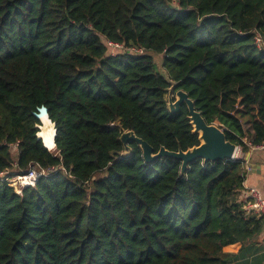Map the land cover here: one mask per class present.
Returning <instances> with one entry per match:
<instances>
[{"label": "trees", "instance_id": "16d2710c", "mask_svg": "<svg viewBox=\"0 0 264 264\" xmlns=\"http://www.w3.org/2000/svg\"><path fill=\"white\" fill-rule=\"evenodd\" d=\"M257 36L264 0H0V171L58 169L21 195L0 181V264L238 260L264 225L240 200L244 160L199 159L183 175L136 143L123 157L120 138L132 131L154 154L200 146L187 106L169 110L174 85L248 155L264 141ZM108 42L144 53L112 55Z\"/></svg>", "mask_w": 264, "mask_h": 264}, {"label": "water", "instance_id": "95a60500", "mask_svg": "<svg viewBox=\"0 0 264 264\" xmlns=\"http://www.w3.org/2000/svg\"><path fill=\"white\" fill-rule=\"evenodd\" d=\"M160 70L162 71V68ZM174 90L175 86L173 85L168 91L169 110L172 114H178L182 105L187 106L189 111V119L194 128V133L200 135L201 145L186 152H169L165 148H161L158 153L154 154V149L146 141L137 137L134 132L126 131L121 135L120 138L126 149V152L122 154L123 157H128L131 154L129 144L136 143L140 146L143 153V159L146 163H153L162 158H171L182 162L181 171L183 175L186 173L189 165L199 159L203 160L204 163L235 160L239 147L227 141L224 131L221 130L216 124H208L205 121L202 114L196 109L194 101L185 91L178 90L174 94ZM174 96L176 100H173ZM34 115L40 122V125L37 126L39 130H41V127L45 126V124H53L56 129V125L52 121L49 110L46 106L38 108L37 113H34ZM42 140L44 143V139ZM53 142L55 144V137ZM45 147L47 148L46 145Z\"/></svg>", "mask_w": 264, "mask_h": 264}, {"label": "built area", "instance_id": "2783aa9c", "mask_svg": "<svg viewBox=\"0 0 264 264\" xmlns=\"http://www.w3.org/2000/svg\"><path fill=\"white\" fill-rule=\"evenodd\" d=\"M255 42L258 48L264 49V39L257 36L255 37ZM107 45L110 48L112 55H116L117 52L123 50H129L138 54L144 53L143 48L126 49L122 44L113 42H108ZM248 145L250 146V152L264 153V141L257 145H251L250 143H248ZM244 169L247 174V170L249 171L248 162L244 161ZM57 171V168L44 169L38 163H33L26 171L22 172L0 171V181L14 189L16 194L21 195L24 190L36 187L42 178L52 175ZM243 191L244 210L246 214L264 217V199L260 191L257 189H244V185Z\"/></svg>", "mask_w": 264, "mask_h": 264}, {"label": "crops", "instance_id": "0c3cea01", "mask_svg": "<svg viewBox=\"0 0 264 264\" xmlns=\"http://www.w3.org/2000/svg\"><path fill=\"white\" fill-rule=\"evenodd\" d=\"M236 159L248 162L249 171L247 170L243 184L244 189L259 190L264 199V153L249 152L248 155L244 156L242 150L239 149ZM243 192L240 195L241 201H244ZM253 216L260 217L257 215ZM248 246L251 247L244 254H241L242 256L238 260H234L231 264H264V225L261 233ZM238 251H236V254H238Z\"/></svg>", "mask_w": 264, "mask_h": 264}, {"label": "bare ground", "instance_id": "6f19581e", "mask_svg": "<svg viewBox=\"0 0 264 264\" xmlns=\"http://www.w3.org/2000/svg\"><path fill=\"white\" fill-rule=\"evenodd\" d=\"M43 133L41 138L43 137L47 143V147L53 149L55 146L53 140L56 134V129L53 124H45V126L41 127L40 133Z\"/></svg>", "mask_w": 264, "mask_h": 264}, {"label": "rangeland", "instance_id": "374dc122", "mask_svg": "<svg viewBox=\"0 0 264 264\" xmlns=\"http://www.w3.org/2000/svg\"><path fill=\"white\" fill-rule=\"evenodd\" d=\"M156 62H157V64L159 65V66H161V62H162V59H161V57H157L156 58ZM217 126L219 125V124H216ZM42 132L40 133V136H42ZM43 138V137H42ZM44 139V138H43ZM44 142H45V145L47 146V143H46V141L44 140ZM11 150H12V152L16 155V148L13 146L12 148H11ZM49 150H51L52 152L53 151H55V146L53 147V149H51V148H49Z\"/></svg>", "mask_w": 264, "mask_h": 264}]
</instances>
